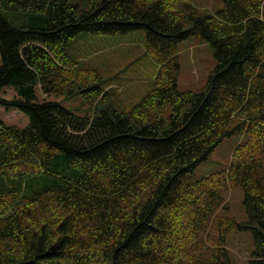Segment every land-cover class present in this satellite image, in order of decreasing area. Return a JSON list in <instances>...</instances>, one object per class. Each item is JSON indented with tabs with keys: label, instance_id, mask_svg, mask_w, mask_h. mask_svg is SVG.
Segmentation results:
<instances>
[{
	"label": "trees",
	"instance_id": "16d2710c",
	"mask_svg": "<svg viewBox=\"0 0 264 264\" xmlns=\"http://www.w3.org/2000/svg\"><path fill=\"white\" fill-rule=\"evenodd\" d=\"M224 2L0 0V104L30 118L0 119V264H232L236 229L253 230L248 264H264V0ZM137 29L157 70L125 109L80 38ZM193 35L218 60L198 92L179 89ZM51 94L80 95L87 112ZM245 134L227 169L196 176ZM229 186L243 188L246 220L214 218Z\"/></svg>",
	"mask_w": 264,
	"mask_h": 264
},
{
	"label": "rangeland",
	"instance_id": "374dc122",
	"mask_svg": "<svg viewBox=\"0 0 264 264\" xmlns=\"http://www.w3.org/2000/svg\"><path fill=\"white\" fill-rule=\"evenodd\" d=\"M192 3L216 12L225 7L224 0H191ZM88 43L82 41L83 53L88 52L90 59L96 60L105 75L111 76L108 84L118 87L121 106L130 108L138 101L152 85L157 70V65L152 56L148 54L147 38L144 30L122 35H88ZM94 37V38H93ZM85 38V37H84ZM91 39L93 42H91ZM106 47V50L103 48ZM181 70L179 75V89L201 91L207 84L209 75L218 65L213 44L203 41L201 37L193 35L184 39L178 49ZM2 59L0 56V64ZM2 93L8 98L14 96V88H4ZM40 100L45 98L39 89ZM48 99L60 100L64 105L76 112L85 114L87 111L82 106L83 98L56 96L51 94ZM0 119L5 124L26 127L30 123L29 116L22 110L7 108L0 104ZM246 139L242 136H231L222 141L213 151L211 157L201 162L195 169L198 178L209 175L218 170L227 169L231 162L236 146ZM244 190L241 186H229L224 191L225 204L214 214L216 216L235 217L240 221L246 220L243 204ZM213 218V219H214ZM225 246L229 249L232 264H248L255 250L254 232L252 229L232 230L227 236Z\"/></svg>",
	"mask_w": 264,
	"mask_h": 264
}]
</instances>
